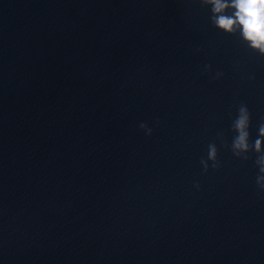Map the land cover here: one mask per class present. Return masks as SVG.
<instances>
[{
  "label": "water",
  "instance_id": "obj_1",
  "mask_svg": "<svg viewBox=\"0 0 264 264\" xmlns=\"http://www.w3.org/2000/svg\"><path fill=\"white\" fill-rule=\"evenodd\" d=\"M262 125L203 0H0V264H264Z\"/></svg>",
  "mask_w": 264,
  "mask_h": 264
},
{
  "label": "clouds",
  "instance_id": "obj_2",
  "mask_svg": "<svg viewBox=\"0 0 264 264\" xmlns=\"http://www.w3.org/2000/svg\"><path fill=\"white\" fill-rule=\"evenodd\" d=\"M211 6L214 25L231 34L239 32L241 39L247 46L260 55H264V0H203ZM231 10L230 14H226ZM250 114L247 106H241L234 128L237 136L233 142V148L238 152L248 150V126ZM260 137H264V125L259 129ZM253 149L259 153L261 151V139H257L252 145ZM214 148L210 151V158H214ZM260 171L264 173V157L258 160ZM264 180V176L258 178Z\"/></svg>",
  "mask_w": 264,
  "mask_h": 264
}]
</instances>
